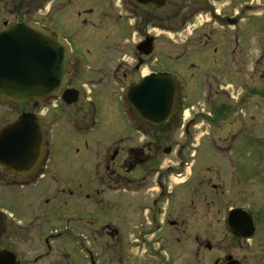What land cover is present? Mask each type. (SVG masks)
I'll use <instances>...</instances> for the list:
<instances>
[{
	"label": "rangeland",
	"instance_id": "1",
	"mask_svg": "<svg viewBox=\"0 0 264 264\" xmlns=\"http://www.w3.org/2000/svg\"><path fill=\"white\" fill-rule=\"evenodd\" d=\"M22 1L29 0H0V27L2 22L9 23L16 18L41 21L42 12L34 13L33 8L30 5L29 8L26 7ZM28 10V15L19 16L27 14ZM258 17V23L262 21L263 25L259 29L260 34L243 48L249 49L253 69L248 68L247 72L243 71L241 74L242 93L246 85L245 88L249 87L254 91V96L241 110L235 109L234 114L216 123L211 114L213 106L202 103L201 95L198 98L195 96L190 105L194 110L210 112V117L208 123H203L201 128L195 130L196 140L182 153V157L191 156L190 168L185 170L183 178L169 180V185L177 189L178 196L172 204L162 202L164 209H174L176 212L186 204L182 201H189L188 204L192 205V208H188L190 217L181 220L190 233L182 235L168 227L169 230L165 232L170 231V246L158 239L161 233L165 235L164 229L156 236L160 250L166 251L161 258L165 264H212L214 259L220 257L224 261L228 256L241 264H264V15ZM247 30L242 26L243 38ZM187 36L186 33L173 38L163 34L158 42V49L170 54L174 43L181 45ZM161 58L166 60L168 56L163 54ZM168 63L166 65L170 67ZM182 66L189 74L193 73L187 62ZM100 75L105 84L98 88L94 85L96 82L92 80V74L78 75L73 83L76 90L82 84L86 86L93 105L85 106L86 101L81 97L78 105L72 108L59 102L54 110L49 108L42 113L31 111L39 115L46 133V152L40 165L44 178L25 181L33 185L23 188H20L23 182L0 181V210L16 214L17 218L20 215L30 216L29 220L32 221V244L28 249H23V256L26 254L27 259L44 256L46 250L42 237L66 232L65 236L53 242V253L48 263L86 264L82 248L87 247L93 251L97 264H152L144 250L132 249V233L137 220L129 216L130 212L125 209L135 199L126 198L123 194H114L113 197L105 194L95 196L93 192L97 187V181H93L96 164L101 165L100 172L103 175L105 160L113 154L114 149L124 147V143H121L124 129L121 112L124 85H113L101 71ZM133 79L137 80L138 77ZM215 100L216 97L213 101ZM177 103L169 124L160 131L154 130L151 138L158 151L162 169L179 165L180 162V158L174 157L173 150L176 145L184 143L179 126L187 116L186 112H182L179 102ZM24 110L26 109L16 107L0 108V127L11 122ZM91 120L96 121V126ZM246 125L251 128H248L238 147L229 153L231 156L224 159L213 151L217 147L220 151V146L227 145L231 134L240 126L247 127ZM76 127L86 131L81 132ZM254 135L256 144L253 142ZM147 141V138L135 136L127 144ZM233 158L237 160L233 162ZM185 184L194 188L192 196L183 197L182 186ZM213 186L218 189L213 190ZM231 208H242L252 213L256 227V235L252 239L238 241L221 228L218 220ZM100 221L116 223L118 227L125 223L116 236L114 233L107 234ZM180 236L183 246L179 240L175 241ZM197 241L202 242L201 247L197 245ZM207 242L214 251H207ZM160 250L158 256L162 255Z\"/></svg>",
	"mask_w": 264,
	"mask_h": 264
},
{
	"label": "flooded vegetation",
	"instance_id": "2",
	"mask_svg": "<svg viewBox=\"0 0 264 264\" xmlns=\"http://www.w3.org/2000/svg\"><path fill=\"white\" fill-rule=\"evenodd\" d=\"M22 4H26L28 8L30 5L36 14L42 12L41 21L16 18L9 23L41 26L48 32L60 36L68 45L72 66L68 88H74V79L78 75L88 74L94 75L92 80L96 82L94 84L96 88L101 87L105 83L100 71L113 85L123 83L127 91L147 75L156 74L173 81V104L164 123L159 125L148 123L126 105L121 139L124 147L114 149L113 154L105 160L103 175L100 172L101 165L96 164L93 179L97 181V187L93 191L95 196L105 194L107 197H113L114 194H123L126 198L135 199V202L125 209L130 212L129 216L137 220L132 233L136 236L131 242L132 249L139 245L146 246L158 257L150 258L152 264H165L161 258L166 251L160 250L156 236L164 229L165 235L161 233L158 239L167 243L166 246H170V231L165 232L169 230L168 227L182 235L190 233L186 226L184 228L181 220L190 217L188 208H192V205L188 204L189 201H182L186 204L176 212L174 209H164L159 202L165 199L166 204H172L178 196L177 189L169 185V180L178 176L183 177L185 170L190 168L188 158L182 157V153L194 140L195 130L201 128L203 123H208L210 117V112L194 110L190 105L195 96L198 98V95H201L200 101L213 106L211 114L215 121H220L234 114L235 109L241 110L240 108L254 96V91L249 87L245 88L246 85L242 93L241 74L243 71L247 72L248 68L253 69L249 49L243 48L256 40L260 34L258 32L262 21L258 23L257 18L264 15V0H29L22 1ZM29 13L28 10L27 14L19 16ZM163 26L172 32L173 38L188 34L181 45L174 43L170 54L158 49ZM242 26L248 28L245 38L242 36ZM150 37L152 52L145 56L142 53L147 49L141 48V43ZM163 54H167L168 59H162ZM185 62L193 73L189 74L182 69ZM134 77L138 79L134 80ZM195 84L198 85L194 87ZM91 102V99L86 100L85 106ZM177 102L187 116L179 126L180 137L184 139V143L176 145L173 150L174 157L180 158V162L179 165L162 169L158 151L151 138L154 130L160 131L169 124ZM38 107L40 105L34 102L17 106L26 109L20 114L35 111ZM168 127L170 128V125ZM249 127L236 129L231 134L226 149L223 150L224 154L219 157L225 159L226 156H231L229 155L231 143L235 141L236 149ZM135 136L147 138L148 141L127 144ZM253 140L256 144V135ZM233 159V162L237 160ZM234 167L236 169L237 162ZM34 178L35 175L13 176L0 168V181H31ZM222 184L224 186V183ZM182 187L183 197L193 195L194 188L189 184ZM212 189L218 188L213 186ZM233 209L235 208L225 211L218 220L226 234H229L226 230V217ZM250 214L254 221L252 213ZM160 216H163V219ZM29 218L27 215L23 217L20 215L19 218L5 216L0 211V251L6 250L15 254L12 262L8 255L4 264H50L47 262L51 258L53 248L50 242L44 241L45 257L27 259L26 254L23 256V249L26 247L28 249L33 240L32 221ZM101 223L107 234L114 233L117 236L125 222L120 227L116 223L108 224V221ZM178 240L182 245L181 236L175 238V241ZM197 245L201 247L202 242L197 241ZM205 247L208 252L214 251L208 242L205 243ZM84 249L86 264H97L93 251L85 247ZM159 250L162 251L159 252L162 253L160 257ZM212 264H225V260L219 257L214 259Z\"/></svg>",
	"mask_w": 264,
	"mask_h": 264
},
{
	"label": "water",
	"instance_id": "3",
	"mask_svg": "<svg viewBox=\"0 0 264 264\" xmlns=\"http://www.w3.org/2000/svg\"><path fill=\"white\" fill-rule=\"evenodd\" d=\"M71 71L66 46L41 28L27 24H4L0 29V102L24 104L43 102L61 95L66 105L78 100V93L66 90ZM172 83L168 79L147 77L128 94L132 109L145 121L161 124L172 104ZM45 149V138L37 117L22 114L0 130V167L7 173L26 176L36 170ZM233 235L249 238L254 233L251 217L236 209L226 219ZM0 252V264L7 256ZM227 264H239L227 258Z\"/></svg>",
	"mask_w": 264,
	"mask_h": 264
},
{
	"label": "bare ground",
	"instance_id": "4",
	"mask_svg": "<svg viewBox=\"0 0 264 264\" xmlns=\"http://www.w3.org/2000/svg\"><path fill=\"white\" fill-rule=\"evenodd\" d=\"M43 178V177H42Z\"/></svg>",
	"mask_w": 264,
	"mask_h": 264
}]
</instances>
